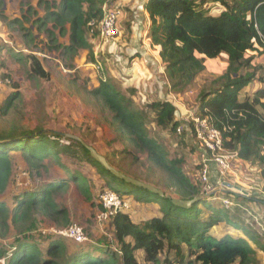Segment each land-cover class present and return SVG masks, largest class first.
Here are the masks:
<instances>
[{
	"label": "trees",
	"instance_id": "1",
	"mask_svg": "<svg viewBox=\"0 0 264 264\" xmlns=\"http://www.w3.org/2000/svg\"><path fill=\"white\" fill-rule=\"evenodd\" d=\"M105 2L38 0V7L27 3L22 19L16 18L9 23L20 25L27 46H38L39 35L44 33L49 38L50 46L61 49L62 54L76 56L81 49H86L90 57L96 60L89 23L102 19ZM4 7L5 1L0 0L2 16H5ZM145 9L150 18V43L164 64L173 89L184 91L193 84L195 77L207 68L209 59L215 60L221 55L228 59L222 68L218 65L216 68L217 71L224 69L225 73L215 79L213 85L203 87L200 91L198 114L211 118L223 130L225 146L238 150L242 161L260 166L264 191V87L253 96L240 99L242 91L257 78V72L262 67L257 59L264 54V0H147ZM28 22L31 24L27 25ZM60 36L67 37L68 42H61ZM12 54L18 59L31 60V77H50L37 55L30 53L24 57L19 52ZM7 66V62L0 58L4 78L8 77L4 71ZM146 78L150 76L145 73L127 87L133 91L141 87L147 90L149 83ZM259 79L264 82L263 77ZM154 80L158 82L155 76ZM158 83L164 88L163 82ZM12 84L14 91L0 107V239L8 238L12 227L16 229L17 235L10 248L0 241V263L4 259L5 264H139L135 253L137 250H143L145 260L153 264L258 263V249L264 251V243L259 236L249 227L232 221L220 209L214 208L215 215L204 220L202 200L190 209H183L165 198L169 207L179 208L183 214L182 220L178 221H170L173 209L165 203L161 206L162 216L142 222L134 221L125 211H118L113 216V224L119 250L101 244L91 245V249L83 244L71 248L62 236L34 239L29 232L38 224V215L53 219L61 227L71 223L67 208L56 201V194L70 182L77 183L87 200L93 199L87 178L66 167L62 162V153L76 154L77 148L82 149L87 161L96 166L102 175L106 171L114 179L127 182L94 159L80 141L69 138L71 143L64 144L61 142L64 136L58 132L43 127L30 129L16 117L4 119L22 96L18 83ZM91 92L112 112L117 130L125 139L123 149H114L112 154H131L133 148L138 153H147L148 159L175 182L174 191L163 188L167 194L184 199H193L201 194L200 184L195 183L185 172L183 159L169 158L163 145L150 135L146 124L147 113L134 106L114 81L103 78L100 86ZM150 106L156 112V122L160 127L171 133L177 132L181 121L178 118L179 110L173 102L157 101ZM127 140L131 147L126 145ZM17 152L23 155L32 174L40 175L42 169L49 166L45 160L52 158L67 175L37 188L19 191L11 197L13 205H10L3 196L12 183L13 153ZM103 154L108 158L109 153ZM105 178L110 190L121 194L113 188L110 179ZM156 186L160 187V184ZM121 195L130 194L125 192ZM136 199L143 201L139 196ZM101 207L106 210L103 205ZM222 221L243 229L247 238H235L232 235L214 237L210 229ZM185 245L189 248L188 253L184 250ZM164 252H173L175 255L162 260L161 254Z\"/></svg>",
	"mask_w": 264,
	"mask_h": 264
},
{
	"label": "rangeland",
	"instance_id": "2",
	"mask_svg": "<svg viewBox=\"0 0 264 264\" xmlns=\"http://www.w3.org/2000/svg\"><path fill=\"white\" fill-rule=\"evenodd\" d=\"M4 1L5 16L0 14V21L4 23L7 29V34H5L4 37L7 38L8 42H1L0 40V43L4 45L0 53V58L2 61L7 62L8 66L4 68V71L7 73L12 83H18L19 90L22 93L21 98L16 101L10 114L5 116L4 119L8 120L16 117L21 120L25 127L30 129L43 127L45 130L52 132H68L80 136L88 144L97 148L101 153H109V160L127 174L134 175L154 185L160 184V187L165 188L167 191H174L175 182L172 177L160 167L153 164L148 159L147 153H138V151L133 148L131 154H127L126 152L122 154L119 153V156L112 154V150L114 149H123V141H125V139L121 137L120 132L117 130V123L113 119L112 112L104 105L99 97L91 92L100 86V82L103 78H106L114 81L119 90L130 98V102H133L134 106L147 113L146 124L150 135L163 145L170 159L182 158L185 172L195 183H199L198 171L201 169V165L199 163V151L195 146L193 136L191 133H185L184 135L178 132L171 133L169 130L160 127L156 122V112L150 104L157 101L170 100L177 106L179 111L183 108L184 110L192 109L198 112L200 91L203 87H208L210 84L213 85V81L225 73L224 69L220 71L214 70L211 64L208 63L211 72L206 68L209 72L206 71V69L200 72L195 77L193 84L187 86L184 91L175 90L172 88L169 77L165 71H163L165 69L164 64L158 62L154 57L157 53L151 46V55L146 58H141L142 69L150 76V78L145 79L149 83L147 90L141 87L133 91V89H129V87H127L128 85L122 82L124 79L121 76L123 72L122 63L118 64L116 60H114V57L109 54L106 45L104 47L102 45V48L101 45H99V49L98 47L96 49L97 52H99L98 58L102 62L103 70L95 66L97 60L90 57L88 50L81 49L76 56L64 55L61 49H55L50 46L49 38L44 33L39 35L38 46H27L20 25L17 23L11 25L9 22L16 18L22 19L27 9V3H32L34 6L38 7V0ZM39 10L42 14L41 8ZM133 20L134 17L131 18L127 11L123 29H125L124 39H126L128 43L134 40V31H136V33L139 30L142 31V33L146 32L143 30L146 25L141 24V26L133 27ZM30 24L31 22L27 23V25ZM141 27H143V29H141ZM145 28L148 31L150 30L148 25ZM59 38L61 42H68L67 37L60 36ZM145 38H147V35ZM93 45L95 47V43ZM101 49H104L103 52L106 54L100 56ZM139 49L141 48L139 47ZM126 50H128V48H124L122 52L125 59L127 57L125 56ZM12 52H19L20 55H24V57L30 53L37 55L41 59L46 70L50 73V77H31L29 74L31 70V60L27 58L18 59L13 56ZM131 54H133V51H129L128 55L130 56ZM222 60L225 61L221 57L220 60H217V64L220 67L222 65ZM260 63L262 67L258 70L255 81L259 80L261 77L264 78V55L259 58L258 64ZM97 66L99 67L98 64ZM139 76L142 78L143 74L139 73ZM154 76L158 78V82H161V80L164 81V88H161L159 83L155 82ZM128 77H130V75ZM12 83L7 86V91L4 93L0 92V107L4 104L10 93L14 91ZM216 86H218V84H216ZM256 88L257 84L252 83L248 89L245 91L243 90L240 94V99L244 100L248 95H254ZM161 89L162 91H160ZM2 125H4V123H2ZM126 145L131 147L128 140L126 141ZM13 157L14 176L6 195L3 196L4 199L9 201L10 205H13L11 197H14L19 191L26 188L34 189L40 185H46L54 179L66 177L67 175L57 166V163H55L52 158L45 160V163L49 164L48 168L42 169L41 174L37 175L30 172L28 164L20 152L13 153ZM61 157L66 167L70 168L72 171L80 172L87 178L91 185L93 199L87 200L79 190L77 183L70 182L65 189L60 190L56 194V201L61 206L67 208L71 223L69 226L61 227L58 226L53 219L44 215H38V224L29 232L36 240L54 235L62 236L64 241L67 242L71 248H77L83 244L87 249H91V245L101 244L119 250L120 245L115 235L113 215L102 217L105 210L101 207V205H103L101 195H103L104 191L110 190L105 177L110 179L113 188L121 194L126 192L134 198H136V196L141 197L143 202L150 201V203H157L160 206L165 203L169 207L165 198L160 195L150 194L149 191L144 188L133 186L129 183H123L114 179L106 171H104L102 175L96 166L87 161V155L82 149L77 148L76 154L62 153ZM238 167V176L240 179H236V181L244 189H249V195L251 194V197L264 199L260 166L247 161V164L238 165ZM234 179L235 178H230V180ZM227 195L228 196L224 193H219L211 198L202 200L201 208L203 211V219L209 220L210 216L215 215L213 212L214 208L223 210L229 215L232 221L249 227L264 243V205H259L255 199L247 197L238 199L234 195ZM122 196L124 199L128 200V204H130L128 210L122 211L129 213L134 221L142 222L153 216L155 208L149 206L144 207L142 204L134 202L127 197V195ZM216 196L222 198L229 197L234 202V205L230 207L224 206L220 199H215ZM169 208L173 209L172 207ZM182 217L183 214L180 213L179 208L175 207L170 216V221L182 220ZM229 224V222L222 221L219 224L220 227L218 226V228H215L213 226L214 228L212 227L210 229V234L213 233L214 235H218L217 229L219 231L220 229L224 230ZM70 226H76L81 231L84 236L82 242L61 234L62 230ZM232 233H234V235L237 234L235 231ZM16 235V229L12 227L9 237L0 239V241L6 247L10 248L12 247ZM254 247L256 246L254 245ZM184 250L186 253L189 252V248L186 245L184 246ZM135 253L139 260V264H153L145 260V254L141 250H137ZM174 255L173 252H164L161 254V258L163 260L167 256L174 257ZM0 264H5L4 259H2ZM257 264H264V251L261 249H258Z\"/></svg>",
	"mask_w": 264,
	"mask_h": 264
},
{
	"label": "built area",
	"instance_id": "3",
	"mask_svg": "<svg viewBox=\"0 0 264 264\" xmlns=\"http://www.w3.org/2000/svg\"><path fill=\"white\" fill-rule=\"evenodd\" d=\"M103 13V17L100 21L92 20L89 23L91 27L89 35L92 36L93 42L95 43L94 54L97 60L96 63L99 67L97 64H95V66L98 69H104L101 60L98 58L99 52H97L96 49L99 45H101V48L102 45L103 47L106 45L109 54L114 57V60H116L118 64L122 63L123 72L121 76L124 78L122 82L125 85H129L133 83L134 80L141 77L139 76V72H136L135 64L132 63L130 58L132 56L135 58L139 54L141 55V58H146L151 55V47L149 43L146 42L147 38H145L148 34V30L144 29L146 32L142 35L143 43L141 49L136 51L132 50L133 54L127 56L125 59L124 55H122L123 51L119 50V48L125 41V29L123 28L127 16V3L121 0H106L103 4ZM132 22L133 27L139 26V22L136 18H134ZM262 37L264 39V35H262ZM103 50L104 49H101L100 56L106 54ZM163 71H165V69ZM129 75L130 77H128ZM104 79L106 80V78ZM161 82L164 81L161 80ZM11 83L9 77H3L0 69V89ZM178 118L181 123L177 128V132L181 135L191 133L195 140V146L199 151V163L201 165V169L198 171V180L201 187L200 195L213 192L216 189L227 188L225 185L226 182L240 185L236 180H230V176H234L235 178L238 177L237 167L242 159L240 158L238 150H231L225 146L223 130L218 128L212 122L211 118L203 117L192 109L184 110L182 108L181 111H179ZM61 142L67 144L71 143V141L65 137L61 139ZM225 195L228 196L227 194ZM217 198L223 202L224 206L230 207L234 205V202L229 197L222 198L216 196L215 199ZM101 201L106 209L102 217L114 216L118 211L128 210L130 208L128 200L124 199L121 194L113 190L104 191L103 195H101ZM61 234L63 236L71 237L79 242L84 240L83 234L76 226H70L69 228L62 230Z\"/></svg>",
	"mask_w": 264,
	"mask_h": 264
},
{
	"label": "crops",
	"instance_id": "4",
	"mask_svg": "<svg viewBox=\"0 0 264 264\" xmlns=\"http://www.w3.org/2000/svg\"><path fill=\"white\" fill-rule=\"evenodd\" d=\"M121 1H124V2H126L128 5H127V11L129 12V15L131 16V18H136V20H138V22H139V25L141 26V24H143V25H150V18H149V14H148V12L146 11V9H145V3H146V1L147 0H121ZM145 23V24H144ZM146 26H144V29H146L145 27ZM141 29H143V27H141ZM143 29V30H144ZM6 27H5V25H4V23L3 22H1L0 21V40H1V42H8L7 41V38H5L4 37V35L5 34H7L6 33ZM132 31V30H131ZM133 35L135 36V38H134V40L131 42V43H128L127 42V40L125 39V41L120 45V48H119V50H122L123 51V49L124 48H128V50L129 51H132V50H139V47L141 48V46H142V43H143V39H142V35H143V33H142V31H137V33H136V31H134L133 32ZM146 42L147 43H149V45H150V47L152 46L151 45V43H150V38H149V31H148V34H147V40H146ZM129 45V46H128ZM135 47V48H134ZM3 48H4V45L2 44V43H0V53H1V51L3 50ZM128 50H126V55L125 56H129L128 55V53H129V51ZM156 56H155V58L157 59V61L158 62H161L160 60H159V57H158V55L157 54H155ZM262 55H264V54H262ZM261 55V56H262ZM261 56H259L258 57V59H257V62L259 63V58L261 57ZM220 57L221 58H223L225 61H221L222 63V65H224V63L225 64H227L228 63V59L224 56V55H221V56H219L218 58H216L215 60H213V59H209L208 61H207V68L210 70V68L208 67V63H210V61L211 60H213V61H211V66H212V68L214 69V70H217L216 68H217V60L219 59L220 60ZM131 59V61H132V63L133 64H135L134 66H135V70L137 71V72H139L140 74L142 73V74H145L146 73V71L144 70V69H142V66H141V55L139 54L137 57H131L130 58ZM261 64V63H260ZM221 65V66H222ZM219 66V65H218ZM208 69H206V71H208L209 72V70ZM210 72H211V70H210ZM147 74V73H146ZM260 80V79H259ZM257 80V81H253L252 83H255V84H257V88L255 89V92H254V94L259 90V89H261L262 87H264V82L262 81V80ZM251 83V84H252ZM250 84V85H251ZM250 85L248 86V87H246L245 89H244V91L246 90V89H248L249 87H250ZM7 86H5V87H3L2 89H0V92L1 93H4L5 91H7ZM243 92V91H242ZM250 96H253V94H250ZM242 164H247V162L246 161H241L240 163H239V165H242ZM237 174L239 175V173L237 172ZM230 178L232 179V178H235L234 176H230ZM229 179V178H228ZM236 179H240L239 178V176L238 177H236L233 181H235ZM127 197H129L130 199H132L134 202H137L138 204H142L144 207L145 206H149V207H153V208H155V210H154V213H153V216L152 217H154V216H162L163 214H162V211H161V206L159 205V204H157V203H150V202H143V201H138L136 198H134L133 196H130V195H127ZM254 198H256V197H254ZM256 199H259V198H256ZM259 200H264V199H259ZM256 201V200H255ZM257 203H259V205H264V203L262 202V201H257ZM221 222H219L217 225H215L214 227L216 228H218V226L220 227V224ZM225 223V222H224ZM213 227V228H214ZM223 230V229H222ZM221 229H220V231L217 229V231H218V235H214L213 233H212V235L214 236V237H216V238H221V237H224L226 234H230V235H232L233 237H235V238H239V237H244V238H247V236L245 235V233H244V231L243 230H241L240 228H236V227H234V226H232V225H228V227L227 228H224V230L222 231ZM231 230H234L235 232H237V234L236 235H234V233H232V232H234V231H231ZM142 252H144L143 250H141ZM144 258H145V256H144Z\"/></svg>",
	"mask_w": 264,
	"mask_h": 264
},
{
	"label": "water",
	"instance_id": "5",
	"mask_svg": "<svg viewBox=\"0 0 264 264\" xmlns=\"http://www.w3.org/2000/svg\"><path fill=\"white\" fill-rule=\"evenodd\" d=\"M59 134H61L62 136H64L67 139L71 138V139H75L77 141H80L89 150L91 156L94 159H96L99 163H101L106 169H108L115 176L125 180L127 183H129L131 185L149 190L153 193L160 195L163 198H169L172 201V203L177 207H181L183 209H190L195 203H197L203 199L211 198L214 195H217L219 193L231 194V195H235L237 197H247V198L255 199L256 201H262L264 203V200H259V199H256L254 197H251L249 195L248 189H243L240 185L235 184V183H230V182L225 183L227 188L216 189L213 192L206 193L204 195H198L193 199H184V198H179V197H173L171 194H167L163 188L158 187V186H156L152 183H149L147 181L141 180V179L134 177L132 175L126 174L123 171L119 170L116 166H114L109 161V159L106 157V155H104L103 153L98 151V149L95 148L94 146L88 144L80 136H77L75 134H71L68 132H60Z\"/></svg>",
	"mask_w": 264,
	"mask_h": 264
}]
</instances>
